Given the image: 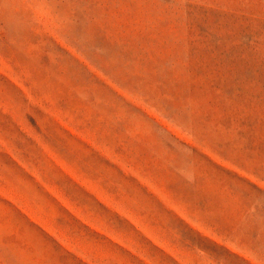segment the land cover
I'll list each match as a JSON object with an SVG mask.
<instances>
[{
	"label": "rangeland",
	"instance_id": "374dc122",
	"mask_svg": "<svg viewBox=\"0 0 264 264\" xmlns=\"http://www.w3.org/2000/svg\"><path fill=\"white\" fill-rule=\"evenodd\" d=\"M0 264H264V0H0Z\"/></svg>",
	"mask_w": 264,
	"mask_h": 264
}]
</instances>
